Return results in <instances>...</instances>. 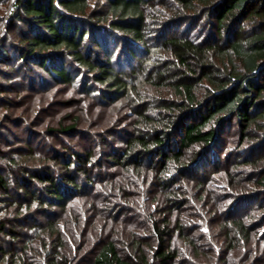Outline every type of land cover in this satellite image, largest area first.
<instances>
[{
    "label": "trees",
    "instance_id": "obj_1",
    "mask_svg": "<svg viewBox=\"0 0 264 264\" xmlns=\"http://www.w3.org/2000/svg\"><path fill=\"white\" fill-rule=\"evenodd\" d=\"M203 18L213 33L206 41L191 36L194 28L169 32ZM2 20L0 106L12 104L8 94L52 84L78 88L103 107L125 104L123 114L137 121L122 148L103 140L97 158L92 148H53L31 165L35 148L15 146L0 120V264H74L86 247L94 250L90 264H182V250L188 264H226V253L239 249L264 263L256 254L264 241V0H1ZM155 88L171 99L158 97L154 107ZM62 120L54 132L73 134L79 118ZM232 128L238 144L228 166L218 151ZM100 162L122 173L108 172L101 193ZM215 174L230 192H212ZM141 182L156 202L144 218L149 232L124 239L112 228L120 223L114 199L134 204L126 190ZM242 203L257 211L242 213ZM217 212L225 220L214 232ZM199 239L222 246L211 243L208 258Z\"/></svg>",
    "mask_w": 264,
    "mask_h": 264
},
{
    "label": "rangeland",
    "instance_id": "obj_2",
    "mask_svg": "<svg viewBox=\"0 0 264 264\" xmlns=\"http://www.w3.org/2000/svg\"><path fill=\"white\" fill-rule=\"evenodd\" d=\"M1 1V0H0ZM6 16V13H5ZM208 20L203 18L199 23H190L183 26L176 25L170 28L169 32L172 33H186L190 28H194L191 34L192 37L197 41H203L210 39L212 37L209 27L207 26ZM4 26V20L0 21V31H2ZM189 29V30H190ZM188 33V32H187ZM168 78V77H167ZM48 90L42 89L40 92L31 91L24 92L22 96H16L13 94H6L7 98L10 99L12 104L7 105L3 102L2 106H0V120L2 123H8L6 127L10 128L12 134H14L16 140L10 138L15 146H21L26 152V145L30 144L31 147L35 148L34 158H31L28 164L34 165L41 161V158L44 159V155L50 152L53 148L60 149L68 147L71 151H84V149L88 150L90 148L94 149L97 152L95 158L99 157V151L103 148V140L111 141L118 148L123 147L122 141L130 137L131 133L134 129V123L136 124L137 118L130 113V111L126 110L127 113L124 115L123 111L125 104L116 105V106H106L103 107L99 105L97 102L92 100L91 98H87L80 93L78 88H70L66 86H53L49 84L47 87ZM44 90V91H43ZM150 100L154 102V107L159 102L158 97L160 98H170L172 94L167 89H154L149 91ZM42 96V98H41ZM124 103V102H123ZM7 105V106H6ZM119 108L121 109H117ZM126 107V106H125ZM154 107L152 109H154ZM110 109L121 110L122 112H116L117 123H113L109 126L111 117L113 118V114L116 111H109ZM152 112V111H151ZM6 113L4 118H1L2 114ZM79 118V122L77 123L76 130L73 134H61L60 132H54L55 130H59V124L61 119V123L65 126L72 125L75 118ZM18 123V124H12ZM21 123H23L21 125ZM16 126L19 128H16ZM51 129L53 132L48 131ZM106 129V131H105ZM4 135H9L8 131L2 130ZM81 133V134H80ZM78 134V135H76ZM4 137V136H1ZM120 139H119V138ZM237 138H238V130L232 128V130L227 131L225 136L222 139V148L218 151V154L221 155V160L223 165H228L236 159V149H237ZM5 144H10L9 142H5ZM7 149L8 147L5 146ZM51 149V150H50ZM223 157V158H222ZM99 159V158H98ZM102 161V160H101ZM97 176L98 173H101L102 179L98 180L96 176V180L98 183L96 184L97 192L101 193V189H104L105 184L108 180L113 179V177L105 176L108 172L111 174H116L115 179H121L122 173L119 169L112 167L108 163H98L95 169ZM223 174H215L216 180L210 183V188L212 192H219L223 195V193L230 192V189L226 186L225 179H219L218 177ZM221 177V176H220ZM219 179V180H218ZM153 184V183H152ZM151 185H146L144 182L139 184H134L132 187H127L128 194L133 198V200L137 201L134 204H128L126 198H120V196L114 199V212L117 218H120V223L117 225L114 224L112 227L115 231L120 233L119 237L125 239L129 233L138 232L142 234V232H149L148 226L146 225V221L144 218L147 216V212L149 208H154L156 206V202L152 200L151 197ZM222 188V189H221ZM220 189L221 191H219ZM96 192V193H97ZM214 194V193H213ZM91 199V198H90ZM122 199V200H121ZM100 197H96V201H98L101 205H105L108 200L113 202V198H108V200H102ZM92 202V201H91ZM127 203V204H126ZM206 202L203 204L205 205ZM195 206L198 208V205L195 203ZM242 213L248 215L251 210L257 211V206H254L251 203H242ZM193 207L186 208L184 213H191L193 211ZM204 208V207H203ZM208 208V206H207ZM200 209V208H199ZM216 209L215 206L212 205L211 212ZM206 210V209H205ZM205 210L203 212H205ZM113 211V209L110 211ZM198 213V212H197ZM241 213V214H242ZM105 214V213H104ZM213 214V213H212ZM217 225L214 227V232H218L219 225L224 222L225 216L219 214L218 212L214 215ZM109 221L112 223L114 219ZM191 221L200 223L201 219L193 218ZM92 224V223H89ZM205 224V223H203ZM85 226V223L82 225ZM206 227V226H204ZM133 230H130V229ZM201 230L198 233H208L207 228H200ZM130 231V232H129ZM72 232L73 234L80 233L79 227H75L72 224ZM78 242V237L74 238ZM215 243L217 241H212L211 243ZM74 243V242H73ZM199 245L202 246L200 249L204 252L208 258H212L214 248L211 243L207 244L203 240L199 239ZM217 244L221 247V243L218 241ZM75 245V244H74ZM219 250V248H217ZM263 249V251H259ZM182 250V249H181ZM188 250V249H187ZM94 251V250H93ZM93 251L90 247H86L83 251L76 252V256H74V264H90L91 258L93 257ZM186 251V249H185ZM181 262L186 263L187 257H189L188 251L184 252L182 250ZM227 254V262L226 264H254L257 261V264L260 263L259 258H251L248 254V251H243L242 249L233 250ZM256 254L260 258H264V241L260 243L257 247ZM264 261V260H263ZM195 264H223V262L218 260L207 261L206 258L198 259L195 261ZM182 263V264H183ZM193 264V263H192ZM264 264V263H263Z\"/></svg>",
    "mask_w": 264,
    "mask_h": 264
}]
</instances>
